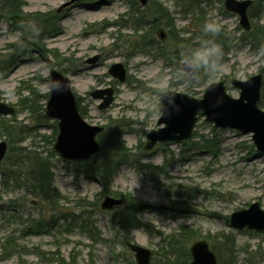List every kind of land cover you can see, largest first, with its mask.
I'll list each match as a JSON object with an SVG mask.
<instances>
[{"label": "rangeland", "instance_id": "obj_1", "mask_svg": "<svg viewBox=\"0 0 264 264\" xmlns=\"http://www.w3.org/2000/svg\"><path fill=\"white\" fill-rule=\"evenodd\" d=\"M21 1L25 20L31 18L29 14L55 13V28L43 40L28 37L38 42L37 47L24 45L19 25L27 27L30 22L12 25L5 16L0 17V99L15 108V114L0 115V141L9 145L1 128L3 122L27 126L33 134L24 135L18 146L48 157L52 184L65 197L59 202L61 211L90 216L97 231L92 239L75 223L59 221L49 229L37 225L47 217L48 206L29 193L22 179L17 183L7 179L9 176L3 174L7 169L4 171L1 163L0 264H56L60 258L76 264H136L125 241L150 250V262L161 264L165 237L178 234L181 227L197 233L187 248L197 239H205L210 247L212 240L220 251V264H226L230 257L232 263L264 264V232L229 226L233 211L254 201L264 209V153L256 150L250 133L216 128L198 117L190 138L157 143L151 150L143 148L146 132L157 127V103L163 90L200 98L208 84L224 80L226 92L236 98L239 89L231 79L245 80L262 71L264 83V0H252L248 8L250 31L243 30L238 16L224 8L223 0H155L167 10L180 37L188 39L187 49L197 44L205 22L221 26L213 37L224 39L223 43L218 41L224 53L221 68L204 80L199 75L188 76L182 58L168 52L171 40L164 26L150 31L153 44L141 43L140 34L149 28L145 20L150 17L152 0L148 7H141L138 0H77L65 7L61 6L69 0ZM158 33L164 37L160 39ZM245 33L253 34L256 40ZM113 63L123 65V81L108 73ZM50 68L70 78L88 124L101 126L103 131L116 121L122 124L121 139L129 151L118 160L109 190L113 197L130 192L157 206L139 213L141 226L121 229L113 225L118 209L101 210L102 198L97 210L79 207L82 200H97V179L85 173V165L61 158L53 149L54 141H48L54 120L40 115L47 98L39 97V103L32 107L34 113L23 109L21 101L31 96L29 88L39 96L48 93ZM108 86L113 89V101L106 109H99L100 101L89 93ZM260 100L258 106L264 111ZM205 141L214 147L209 149ZM222 234L232 236L230 253L218 246Z\"/></svg>", "mask_w": 264, "mask_h": 264}, {"label": "water", "instance_id": "obj_2", "mask_svg": "<svg viewBox=\"0 0 264 264\" xmlns=\"http://www.w3.org/2000/svg\"><path fill=\"white\" fill-rule=\"evenodd\" d=\"M77 0H69L61 7ZM141 6L147 0H138ZM252 0H224V8L239 17V24L244 30L250 28L247 9ZM161 38L164 34L160 35ZM96 58V57H95ZM91 59V62L95 60ZM183 67V62H182ZM184 70V68H183ZM185 71V70H184ZM108 73L119 81L125 79V69L121 63H113ZM188 74V73H187ZM189 75V74H188ZM191 76V75H189ZM230 83L239 89L238 97H231L225 88V81L219 80L208 84L200 98L174 90H163L158 103L164 108L156 121V128L146 132L143 148L150 150L157 142H181L191 137L198 117L216 128H233L242 134L250 133L257 151L264 153V111L259 108L262 72L259 71L245 80L231 79ZM175 93L173 100L172 94ZM93 99L100 100L99 109H106L113 101L111 87L97 88L89 93ZM15 108L0 99V115L8 116ZM45 115L57 121V134L53 143L55 152L69 161L87 160L98 151L96 136L103 127L88 124L80 115L71 80L54 68L49 69L48 98L45 102ZM7 150L5 141H0V163ZM123 203L121 198L105 195L100 207L111 210ZM229 226L237 230L264 232V209L257 201L246 208L233 211L229 215ZM126 247L133 253L136 264H149L150 250L125 241ZM191 260L188 264H217L214 253L205 239H198L189 245Z\"/></svg>", "mask_w": 264, "mask_h": 264}, {"label": "trees", "instance_id": "obj_3", "mask_svg": "<svg viewBox=\"0 0 264 264\" xmlns=\"http://www.w3.org/2000/svg\"><path fill=\"white\" fill-rule=\"evenodd\" d=\"M148 0L145 7L150 6V17H147L145 23L149 26L148 29L142 31L140 34L141 43H154V36L151 38L149 36L150 31L155 30L159 25L164 26L167 29V33L171 40V50L168 51L172 53L177 59L182 58L183 49H187V38H181L179 31L176 30L173 19L169 16L167 10L155 0ZM21 0H0V17L5 16L9 21L15 25H19L21 22H30L27 27L19 25L22 30L24 45L30 43L31 46H36L38 42L29 41L28 37L35 36L38 40H43L52 33H54V20L56 14H29L31 18L25 20L24 14H22ZM136 11L139 10L137 4L133 7ZM55 17V18H54ZM140 24V23H139ZM136 27V26H135ZM137 30V29H136ZM261 33V32H260ZM245 33L243 35H246ZM263 34V33H262ZM248 34L247 36H249ZM252 40H256V37L252 34L250 35ZM150 38V39H149ZM245 39V36L242 37ZM217 40V38H216ZM221 43L224 39L219 40ZM217 41V42H218ZM241 41H243L241 39ZM160 49L163 47H159ZM42 51V50H39ZM41 53V52H40ZM42 54V53H41ZM200 76L201 80H204L207 75L204 72L197 74ZM30 89L31 96L23 100V109L29 110L34 113L32 107H35L39 103V97L47 98L48 93H44L39 96V94L34 93L32 88ZM28 99V100H27ZM78 108L81 101L80 97H77ZM261 104L264 105V83L261 87ZM41 110L44 108L41 106ZM79 112L84 116V112L79 108ZM15 114V113H14ZM42 119L45 118L44 114H40ZM54 130L50 135L48 141L52 143L55 139L57 133L56 121L53 122ZM1 128L4 134L8 138V148L4 159L2 161L3 170L7 169L3 174L8 175L7 179L12 180V182H18L20 179L22 184L28 189L29 193L36 197L43 204L47 205L48 215L47 217L41 218L42 220L37 221V225L40 227H45L49 229L53 227L54 224L62 221L63 224L70 223L74 224L83 230V232L88 233L92 239L96 235L97 228L94 225V221L91 220L90 216H83L80 214H73L71 212H62L59 207V202L65 197L62 196L58 190L53 186V174L51 170V165L48 161L47 156H43L41 152L18 146L20 141L24 138V135L30 136L33 133L25 125H11L7 122H3ZM124 130L122 124L116 121L112 125H109L104 131L98 134L99 150L87 161L78 162L79 164L85 165V173L92 178H96L98 184L100 185V190L97 194L98 198L93 202H79V207L83 208L85 205L90 206L94 209H98V201L105 195H111L109 190V180L112 176L113 171L118 166V160L124 157L128 153V149L124 145V141L121 139ZM46 140V136L44 137ZM47 141V140H46ZM206 142V141H205ZM206 147L212 149L213 144H208L206 142ZM155 180V178H152ZM8 182V181H7ZM119 196L123 199V204L117 208L118 215L113 225L118 226L121 229H130L134 227L141 226V221L139 220V213L145 209H151L152 207H157L153 204L144 202L132 195L130 192L121 193ZM108 212V211H106ZM181 231L178 234H169L164 240L165 251L163 252L164 260L161 264H188L190 261V254L186 244L188 241L195 239L197 233L195 231L189 230L187 227H181ZM231 235L222 234L220 235V244L218 246H223L224 250L232 252L233 250V239ZM216 242V241H215ZM210 248L216 255L218 263H222L220 251L213 245V241L210 240ZM168 255V256H166ZM172 257V258H171ZM235 260V259H234ZM236 261V260H235ZM235 261L232 263V257L229 258L226 264H238ZM56 264H76L75 261H66L64 258L56 259ZM150 264H153L150 262ZM155 264V263H154Z\"/></svg>", "mask_w": 264, "mask_h": 264}, {"label": "clouds", "instance_id": "obj_4", "mask_svg": "<svg viewBox=\"0 0 264 264\" xmlns=\"http://www.w3.org/2000/svg\"><path fill=\"white\" fill-rule=\"evenodd\" d=\"M221 31V26L214 22H205L202 26L203 35L197 44L182 53L183 68L189 75H197L204 72L207 75L215 73L221 68L223 49L213 38ZM173 100L175 93L172 94ZM162 112L164 108L158 105Z\"/></svg>", "mask_w": 264, "mask_h": 264}, {"label": "bare ground", "instance_id": "obj_5", "mask_svg": "<svg viewBox=\"0 0 264 264\" xmlns=\"http://www.w3.org/2000/svg\"><path fill=\"white\" fill-rule=\"evenodd\" d=\"M71 84H72V81H71Z\"/></svg>", "mask_w": 264, "mask_h": 264}]
</instances>
